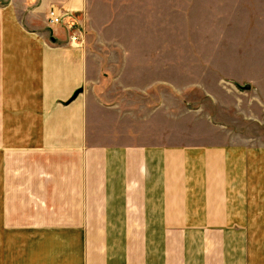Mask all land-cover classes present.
<instances>
[{
    "label": "crops",
    "instance_id": "crops-1",
    "mask_svg": "<svg viewBox=\"0 0 264 264\" xmlns=\"http://www.w3.org/2000/svg\"><path fill=\"white\" fill-rule=\"evenodd\" d=\"M260 33L264 0H0V264H264V144L140 75L248 72Z\"/></svg>",
    "mask_w": 264,
    "mask_h": 264
},
{
    "label": "rangeland",
    "instance_id": "rangeland-1",
    "mask_svg": "<svg viewBox=\"0 0 264 264\" xmlns=\"http://www.w3.org/2000/svg\"><path fill=\"white\" fill-rule=\"evenodd\" d=\"M65 21L62 24L68 25L69 17ZM76 23L79 24L77 21ZM81 30L84 38V28ZM67 32L69 36L70 30L67 29ZM248 35L253 36L252 30L248 31ZM241 46L246 48L243 44ZM227 48L231 53L229 45ZM247 49L253 54L248 58L251 65L248 72L140 75L142 79H154L161 84L168 82L175 97L189 99L192 108L200 105L205 108L206 114L216 117L218 111L215 109H219V114H222L220 117L228 127V132L224 135L227 140L260 145L264 144V33L256 34ZM124 77L131 78L133 74H124ZM192 123L202 129L199 122Z\"/></svg>",
    "mask_w": 264,
    "mask_h": 264
},
{
    "label": "built area",
    "instance_id": "built-area-1",
    "mask_svg": "<svg viewBox=\"0 0 264 264\" xmlns=\"http://www.w3.org/2000/svg\"><path fill=\"white\" fill-rule=\"evenodd\" d=\"M67 17L70 19V23L68 24L71 33H69V43L72 46L75 44L79 45L83 39V30L73 21V14L71 17V12L68 9L59 6H52L47 13V21L50 26L62 24Z\"/></svg>",
    "mask_w": 264,
    "mask_h": 264
}]
</instances>
